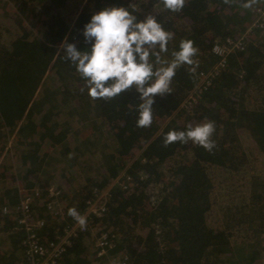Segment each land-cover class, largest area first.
<instances>
[{
  "label": "trees",
  "instance_id": "1",
  "mask_svg": "<svg viewBox=\"0 0 264 264\" xmlns=\"http://www.w3.org/2000/svg\"><path fill=\"white\" fill-rule=\"evenodd\" d=\"M107 7L137 23L151 16L172 34L166 52L149 49L154 72L182 41L197 49L170 91L153 98L149 127L137 126L143 101L135 86L93 99L66 58L67 44L91 50L83 27ZM259 8L258 0H184L176 12L162 0H0V264H30L19 201L35 191L29 221H43L34 232L44 247L76 225L69 208L88 215L56 264H111L109 256L125 264H264V28H251ZM214 45L231 48L222 66ZM209 121L211 151L191 140L165 145L167 132ZM96 201L105 206L100 217L89 212Z\"/></svg>",
  "mask_w": 264,
  "mask_h": 264
},
{
  "label": "clouds",
  "instance_id": "2",
  "mask_svg": "<svg viewBox=\"0 0 264 264\" xmlns=\"http://www.w3.org/2000/svg\"><path fill=\"white\" fill-rule=\"evenodd\" d=\"M164 7L172 12L179 11L184 0H162ZM136 18L122 7H107L93 14L83 27L85 42H92L91 50L80 52L74 44L66 45L67 59L76 65V70L86 79L89 85V96L93 99L112 98L135 86L143 101L139 105L138 127H149L152 123V105L156 95H164L170 91V84L175 71L182 64L193 65L192 59L197 53L193 42L182 41L180 50L173 53L174 59L167 67L153 71L149 63V49L159 45L160 52L167 51V42L172 34L165 32L151 16L144 22H135ZM145 45L148 47L146 48ZM158 63L159 53H153ZM139 57V62H137ZM195 69H191L194 71ZM155 77L151 86L146 83ZM112 81L108 83L106 82ZM215 130L213 122H205L188 131H169L164 137L165 145L180 141L194 144L211 151L215 145L211 140ZM70 216L85 230L87 217L75 207L69 208Z\"/></svg>",
  "mask_w": 264,
  "mask_h": 264
},
{
  "label": "built area",
  "instance_id": "3",
  "mask_svg": "<svg viewBox=\"0 0 264 264\" xmlns=\"http://www.w3.org/2000/svg\"><path fill=\"white\" fill-rule=\"evenodd\" d=\"M260 3H264V0H258ZM259 15L251 25L252 29H263L264 28V8L258 9ZM250 28V29H251ZM228 45L231 48H241L240 42L232 43L228 42ZM231 48L221 45H214L212 48V52L221 58L220 65H223V57L226 54V51H229ZM48 193L50 196L56 194L53 188H49ZM38 194L37 191L33 193V195L24 197L23 201L19 205L20 210V218L18 220L19 225L23 226L27 231V238L24 241V247H26V257L30 264H56V260L61 253L65 251V248L70 245V238L75 237L78 232H83L80 227L77 225L68 228L65 230V236L62 238H58L59 241L55 245L54 243H49L46 247L38 243V238L36 237L35 230L43 226L42 220L29 221L30 218V205L34 199V197ZM102 197H105V193L102 194ZM102 201V200H101ZM96 207H92L89 209V212L100 217L105 210V206L103 203H99L96 201ZM88 206H90V202H87ZM89 208V207H88ZM88 218V215H85ZM108 239L107 235H102L97 242V256L100 257L104 253L105 245L107 242L105 240ZM125 260L123 261H115L114 264H125Z\"/></svg>",
  "mask_w": 264,
  "mask_h": 264
},
{
  "label": "water",
  "instance_id": "4",
  "mask_svg": "<svg viewBox=\"0 0 264 264\" xmlns=\"http://www.w3.org/2000/svg\"><path fill=\"white\" fill-rule=\"evenodd\" d=\"M240 49H241V48H239V50H240ZM33 200H34V199H33ZM22 201H23V197L20 199L19 203H21ZM32 203H33V201H32ZM32 203H31V204H32ZM48 206H50L51 209L55 210L56 213H58V211H61V210H62V208L60 209L59 206H58L55 202H50V203L48 204ZM3 212H7V209L4 208V209H3ZM86 214H87V213H86ZM86 214H85V215H86ZM19 218H20V217H19ZM69 227L72 228V227H74V226H72V225H71V226H68V227L65 228V230L68 229ZM65 230H64V233H65ZM65 235H66V234H65ZM65 235H64V236H65ZM64 236H61V237H58V238H62V237H64ZM58 238H56V240L53 241L52 243H54V244L56 245L57 242L59 241ZM70 239H71V238H70ZM70 239H69V240H70ZM66 248H67V247H66ZM66 248H65V249H66ZM60 255H61V254H60ZM60 255H59V256H60Z\"/></svg>",
  "mask_w": 264,
  "mask_h": 264
},
{
  "label": "rangeland",
  "instance_id": "5",
  "mask_svg": "<svg viewBox=\"0 0 264 264\" xmlns=\"http://www.w3.org/2000/svg\"><path fill=\"white\" fill-rule=\"evenodd\" d=\"M12 145H13V144L11 143V140H9V142L7 143V146H6L5 152L8 151V153H11V150L13 149ZM95 166H96V165H95ZM94 169H96V167H94ZM94 173H95V172H94ZM95 174H96V173H95ZM83 179H84V177H83ZM104 192H105V191H104ZM219 203H220V204H224V201L221 200V202L219 201ZM263 238H264V236H263ZM98 240H99V239H98ZM95 242H97V241H95ZM96 245H97V243H96ZM104 254H105V251H104L103 255H104ZM103 255H102V256H103ZM102 256H100V257H102ZM108 259H109L110 261H112L111 264H114L115 261L112 260V259H115L114 257L109 256Z\"/></svg>",
  "mask_w": 264,
  "mask_h": 264
}]
</instances>
